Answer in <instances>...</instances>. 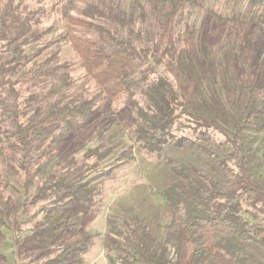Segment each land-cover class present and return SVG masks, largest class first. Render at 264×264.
Returning a JSON list of instances; mask_svg holds the SVG:
<instances>
[{"label":"trees","instance_id":"obj_1","mask_svg":"<svg viewBox=\"0 0 264 264\" xmlns=\"http://www.w3.org/2000/svg\"><path fill=\"white\" fill-rule=\"evenodd\" d=\"M31 1L0 0V264H86L96 239L107 264H264V0H59L47 28ZM138 152L172 177L161 238L114 204L84 228Z\"/></svg>","mask_w":264,"mask_h":264},{"label":"rangeland","instance_id":"obj_2","mask_svg":"<svg viewBox=\"0 0 264 264\" xmlns=\"http://www.w3.org/2000/svg\"><path fill=\"white\" fill-rule=\"evenodd\" d=\"M59 0H46L41 5L47 12L43 19L42 28L50 26L55 19H59V14L55 10L60 6L57 5L52 9V5ZM92 0H78L74 5L76 9ZM146 1V0H142ZM32 6H39L36 0L30 2ZM214 9L222 14L230 12L246 11L247 5L243 2L237 5H231L224 0L217 2ZM61 31V28L60 30ZM80 35L91 36L83 31H75ZM75 55L68 45L62 46L60 54V63H75ZM76 86H83V79L80 72H73ZM85 88V86H84ZM89 93L91 87L87 88ZM121 128V127H120ZM119 130L116 128L112 131V136L117 138ZM189 158V157H188ZM186 156L185 160H189ZM171 174L163 162L158 161L154 156H148L143 152L135 153L134 161L119 168L113 179L105 182L103 186V195L99 206L95 207L83 222L86 229H96L101 232L105 228V216L111 205L131 209L139 212L145 221L152 224V229L156 232V237L161 238V233H157L160 225L165 223V216L162 201L153 191H160L171 182ZM83 259L86 264H107L103 255L101 240L96 239L94 246L84 254Z\"/></svg>","mask_w":264,"mask_h":264}]
</instances>
